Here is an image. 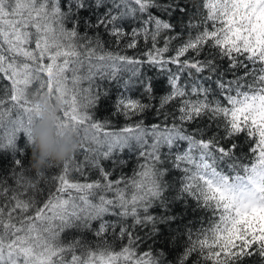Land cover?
Masks as SVG:
<instances>
[{"label":"snow or ice","instance_id":"snow-or-ice-1","mask_svg":"<svg viewBox=\"0 0 264 264\" xmlns=\"http://www.w3.org/2000/svg\"><path fill=\"white\" fill-rule=\"evenodd\" d=\"M0 264H264V0H0Z\"/></svg>","mask_w":264,"mask_h":264},{"label":"clouds","instance_id":"clouds-1","mask_svg":"<svg viewBox=\"0 0 264 264\" xmlns=\"http://www.w3.org/2000/svg\"><path fill=\"white\" fill-rule=\"evenodd\" d=\"M40 117L31 130L30 163L37 177L41 176L49 162L60 163L78 148L80 139L70 127H60L57 115L60 101L49 100L48 95L35 97Z\"/></svg>","mask_w":264,"mask_h":264},{"label":"trees","instance_id":"trees-1","mask_svg":"<svg viewBox=\"0 0 264 264\" xmlns=\"http://www.w3.org/2000/svg\"><path fill=\"white\" fill-rule=\"evenodd\" d=\"M100 115H104V113H101ZM30 156H31V151H29L28 156L24 158L26 164L28 163V161H29V159H30ZM197 226H199L198 223H197Z\"/></svg>","mask_w":264,"mask_h":264}]
</instances>
